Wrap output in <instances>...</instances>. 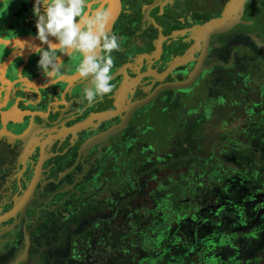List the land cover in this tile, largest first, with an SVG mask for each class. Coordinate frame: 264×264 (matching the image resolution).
<instances>
[{
	"label": "flooded vegetation",
	"instance_id": "flooded-vegetation-1",
	"mask_svg": "<svg viewBox=\"0 0 264 264\" xmlns=\"http://www.w3.org/2000/svg\"><path fill=\"white\" fill-rule=\"evenodd\" d=\"M33 3L0 0V264H264V0H90L121 44L91 105Z\"/></svg>",
	"mask_w": 264,
	"mask_h": 264
},
{
	"label": "clouds",
	"instance_id": "clouds-1",
	"mask_svg": "<svg viewBox=\"0 0 264 264\" xmlns=\"http://www.w3.org/2000/svg\"><path fill=\"white\" fill-rule=\"evenodd\" d=\"M32 15L40 46L31 47L39 55L37 67L50 83L64 79L67 69L61 57L74 56L80 58L74 73L87 81L84 100L89 105L113 92L112 53L121 44L108 31L111 13L106 7L91 9L90 0H34Z\"/></svg>",
	"mask_w": 264,
	"mask_h": 264
},
{
	"label": "rangeland",
	"instance_id": "rangeland-1",
	"mask_svg": "<svg viewBox=\"0 0 264 264\" xmlns=\"http://www.w3.org/2000/svg\"><path fill=\"white\" fill-rule=\"evenodd\" d=\"M255 4V3H254ZM262 6V5H261ZM264 6V5H263ZM259 7H260V5H257V4H255V5H250V8H251V14H253V16H252V19H251V24L253 25L252 26V28L253 29H259L260 31H261V33H262V35L264 36V11H260V9H259ZM264 9V8H263ZM262 14V15H261ZM261 15V20H260V18H258L259 16ZM253 20V21H252ZM255 26V27H254ZM251 86V90H250V92L251 93H254L253 91L255 90L254 89V85H250ZM256 88V87H255ZM167 121V120H166ZM169 125H171V122L169 123ZM184 139L186 140V135H185V133H184ZM208 140L206 141V143H205V146H207L208 145V143H209V138H207ZM166 147H167V151H169V152H172V153H175V152H178L179 151V149H177V148H179L177 145H176V143H174V142H172V141H168V143L166 144ZM184 152H183V156L184 157H187V156H190L191 157V152H192V149L191 148H185L184 150H183ZM190 162H191V160H190ZM160 189H161V187H159ZM157 195V194H156Z\"/></svg>",
	"mask_w": 264,
	"mask_h": 264
},
{
	"label": "trees",
	"instance_id": "trees-1",
	"mask_svg": "<svg viewBox=\"0 0 264 264\" xmlns=\"http://www.w3.org/2000/svg\"><path fill=\"white\" fill-rule=\"evenodd\" d=\"M186 236H187V234H186ZM186 247H189L187 244H186ZM191 247V246H190ZM187 252H189V250H185V253H187Z\"/></svg>",
	"mask_w": 264,
	"mask_h": 264
}]
</instances>
